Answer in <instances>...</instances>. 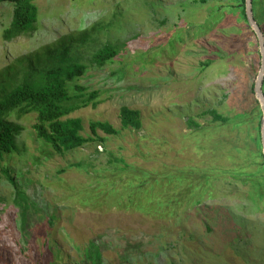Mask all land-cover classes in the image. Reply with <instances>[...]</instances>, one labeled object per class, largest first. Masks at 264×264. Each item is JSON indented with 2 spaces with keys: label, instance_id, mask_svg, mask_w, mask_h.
Segmentation results:
<instances>
[{
  "label": "rangeland",
  "instance_id": "rangeland-1",
  "mask_svg": "<svg viewBox=\"0 0 264 264\" xmlns=\"http://www.w3.org/2000/svg\"><path fill=\"white\" fill-rule=\"evenodd\" d=\"M34 4L36 31L12 42H3L1 33L11 21L13 5L0 4L4 86L8 89L10 84L9 78L3 79L4 66L98 23L101 32L94 35L95 42L71 50L70 56L88 67L75 84L97 91L99 103L69 118L81 121L83 136L90 134L92 121L119 129V109L125 106L139 112L142 128L116 136L98 131L101 141L58 156L36 138L35 113L20 118L12 114L9 119L24 131L16 139L18 152L0 161V264H264V200L243 183L244 177L230 173L247 171L251 162L260 160L245 132L248 127L254 133L251 126L256 120L236 128L201 115L215 110L231 119L240 109L248 67L253 83L258 73V44L240 37L247 28L240 9L224 13L234 2L35 0ZM257 9L258 20L264 22V4ZM109 42L120 46L119 54L101 68L91 66L90 56ZM30 63L36 71L43 68L34 60ZM15 68L10 73L11 89L23 75V69ZM261 89L264 92V85ZM190 118L201 128L188 127ZM115 158L123 162L117 164ZM77 163L87 166L71 167ZM185 167L217 169L209 171L213 180L201 192L198 205L181 203L177 213L165 219L126 207L121 180L140 172L163 178ZM98 187L118 191L104 196ZM17 189L23 196L16 195Z\"/></svg>",
  "mask_w": 264,
  "mask_h": 264
},
{
  "label": "trees",
  "instance_id": "trees-1",
  "mask_svg": "<svg viewBox=\"0 0 264 264\" xmlns=\"http://www.w3.org/2000/svg\"><path fill=\"white\" fill-rule=\"evenodd\" d=\"M34 1L0 0V4L9 3L13 5L11 21L1 33L3 42H12L19 37L32 35L36 31L38 9ZM232 1L234 5L226 7L224 13L234 14L236 12L234 9L239 8V14L247 24L246 32L241 34L240 37L242 39H244L243 37L245 39L251 38L257 42L256 34L250 28L246 19L245 0ZM261 3L264 4V0H251V13L264 37V22L259 21L257 18V11L259 10L257 6H260ZM98 32H101V28L98 27V23H95L89 30L79 32L77 35L62 36L58 40L36 49L27 56L17 58L13 63L3 67L6 69L3 79L8 80L9 78L10 84L7 89L1 82L0 77V161L6 155L18 152L16 139L24 131L23 126L9 119L12 114L20 118L35 113L36 122L32 128L36 138L48 145L51 151L58 156L73 152L92 142L101 141L102 139L97 135L98 131L109 136H116L120 131L141 130L142 122L139 112L125 106L119 109V129L113 128L107 122L92 121L88 125L90 134L83 136L80 133L83 130L81 121L77 118H69L72 113L89 106L95 108L99 103L97 91H89L88 88L75 84L78 78L84 76L88 67L86 64L80 63L78 58L70 56L71 50L94 43L96 40L94 35ZM119 49V45L109 42L107 45L95 50L88 59V63L91 66L101 68L119 54ZM40 50L42 52L38 53ZM30 60H34L36 64L42 65L43 68L40 71L31 69ZM24 62H28V65L22 66ZM208 62H210L209 59ZM207 63L204 65H208ZM252 64L255 67L259 65L254 61H252ZM15 67L23 69V75L20 84L11 89L10 73L15 72ZM246 77V88L240 92V109L231 119L217 113L215 110L205 111L201 115H208L213 123H231L236 128H239L242 124H247V121L253 123L256 120L255 124H251L254 133H251L248 127H246L245 132L254 147V154H257V158L260 160L259 162H251L247 171L241 168L230 173L244 177L243 183H249L255 196L260 200H264V157L260 138L262 112L253 92L254 83L252 82L253 75L250 67L247 69ZM262 85H264V82ZM250 116L252 117L250 118ZM187 126L194 129L201 128L192 118L187 120ZM235 151L239 152V149H235ZM114 161L117 164L123 162L121 158H115ZM86 166L83 163H77L71 167L83 169ZM123 167L132 171L130 166L124 164ZM215 170L217 169L213 170L210 167L202 169L185 167L178 169L173 174L168 172L163 178L150 176L146 172L133 174L121 180V190H126L125 205L132 211L153 219L171 217L177 213L176 209L179 207L200 203L201 192L212 178L209 171L213 172ZM2 172L7 180L15 186L8 171L3 170ZM106 185L109 187L110 183ZM97 189L104 196H110L118 191L117 189L104 191L99 187ZM196 191L199 193H196ZM16 195L18 197L23 196L21 190H18ZM96 256L97 253L95 252L91 259H95Z\"/></svg>",
  "mask_w": 264,
  "mask_h": 264
},
{
  "label": "water",
  "instance_id": "water-1",
  "mask_svg": "<svg viewBox=\"0 0 264 264\" xmlns=\"http://www.w3.org/2000/svg\"><path fill=\"white\" fill-rule=\"evenodd\" d=\"M245 15L250 28L254 31L257 37V44H258V51L260 56V66L258 69V73L256 79L254 81L253 92L255 94V98L259 103L262 118L260 122V138L262 144V155L264 157V95L262 92V83L264 79V37L256 24L253 20L252 13H251V0H245Z\"/></svg>",
  "mask_w": 264,
  "mask_h": 264
}]
</instances>
